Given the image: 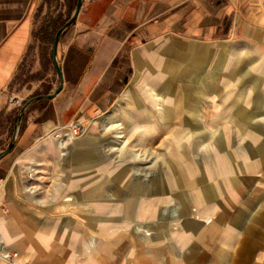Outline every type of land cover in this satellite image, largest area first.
I'll return each mask as SVG.
<instances>
[{
	"label": "crops",
	"instance_id": "0c3cea01",
	"mask_svg": "<svg viewBox=\"0 0 264 264\" xmlns=\"http://www.w3.org/2000/svg\"><path fill=\"white\" fill-rule=\"evenodd\" d=\"M69 1L0 0V105L41 11L62 19ZM57 55L62 91L25 110L0 161V251L18 264H264V0H83ZM144 69L146 100L162 103L128 93L131 155L117 167L104 139L56 135L87 127ZM137 150L162 161L142 169Z\"/></svg>",
	"mask_w": 264,
	"mask_h": 264
},
{
	"label": "rangeland",
	"instance_id": "374dc122",
	"mask_svg": "<svg viewBox=\"0 0 264 264\" xmlns=\"http://www.w3.org/2000/svg\"><path fill=\"white\" fill-rule=\"evenodd\" d=\"M76 1L77 0L69 1L68 5H66L67 7L64 9L62 8V10H64L62 19H58L59 15L57 14V11L59 13L60 10L58 9L55 12L57 8L55 5L54 7H47L41 11L42 16L39 17V20L36 23L34 34L35 40L29 48L27 57L19 71V74L13 81L6 102L0 105V153L7 149L14 136L18 115L23 105L33 97L49 95L56 90L53 88V86H57L59 81L52 61V42L56 31L70 19L72 13L74 12ZM51 22L54 24L48 32L49 36L45 39L47 28H49L47 25H49ZM147 74L148 73H145V69L143 71H138L135 77L128 81L129 83H127L125 86H123L121 94L116 99H114L110 105H108L106 110L96 113L89 119L91 121L87 127L82 130L79 128L74 130L73 127H70L66 130H61L56 135L61 136L62 138L66 137L65 139L68 140V135L74 131V139L76 137L83 136L100 137L101 139H104L106 143L101 149V152L106 156L107 166L117 167L118 157L123 155L125 150L127 152V148H131V145L128 143L127 139H124L125 135L122 133V129L124 128L123 120L129 117H125V113H123L121 109L128 100L127 98L129 92L134 91L141 94H147V89H149L148 81L145 78ZM152 74V76H160L161 70L158 71L155 69ZM186 82L192 85L193 79ZM145 94L142 95L141 99L143 101L139 103V106L143 107L145 103H148L149 105H154V103L159 105L162 103V98H157L155 95L153 96L154 101L153 99H149V101H147L146 98L148 99V97ZM167 97L171 98V96ZM200 98L203 101L204 96H201ZM157 99L158 101H156ZM116 105L117 109L119 108V110H117V117H115L113 121L114 127L113 129L109 127L106 128L105 126L108 124H102L101 120L106 116L112 115L113 109ZM132 130V128H128L126 130L127 137H129ZM69 131L71 132L68 133ZM128 152L126 156L131 155V153ZM65 153H67V150ZM133 155H135L139 161L138 167H141L142 169L156 167L159 163H161L163 158L159 153L157 155L153 154L145 156V152L138 150L133 152Z\"/></svg>",
	"mask_w": 264,
	"mask_h": 264
},
{
	"label": "water",
	"instance_id": "95a60500",
	"mask_svg": "<svg viewBox=\"0 0 264 264\" xmlns=\"http://www.w3.org/2000/svg\"><path fill=\"white\" fill-rule=\"evenodd\" d=\"M82 3H83V0H77L76 1L74 12L72 13L70 19L56 31V33L54 35V38H53V42H52V61H53L54 69H55V72H56V75H57L58 81H59L58 87L51 94H49V95H40V96L33 97V98L29 99L23 105V107L20 110V113L18 115L17 126L15 127L14 136H13L10 144L8 145L7 149L0 153V161L3 158H5L6 156H8L10 154V152L12 151V149L14 148V145H15L18 133H19V126L21 124L22 117H23V114H24L25 110L34 102L41 101V100H52V99H54L62 91V88H63V75H62V72H61V69H60L59 63H58V55H57L58 54V45H59V41H60V38L63 35V33L66 30H68L76 22V20L78 18V15L80 13L81 7H82Z\"/></svg>",
	"mask_w": 264,
	"mask_h": 264
},
{
	"label": "built area",
	"instance_id": "2783aa9c",
	"mask_svg": "<svg viewBox=\"0 0 264 264\" xmlns=\"http://www.w3.org/2000/svg\"><path fill=\"white\" fill-rule=\"evenodd\" d=\"M0 262L2 264H18L17 254H4L0 251Z\"/></svg>",
	"mask_w": 264,
	"mask_h": 264
}]
</instances>
